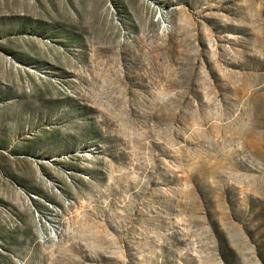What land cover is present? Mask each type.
I'll list each match as a JSON object with an SVG mask.
<instances>
[{
	"label": "rangeland",
	"instance_id": "1",
	"mask_svg": "<svg viewBox=\"0 0 264 264\" xmlns=\"http://www.w3.org/2000/svg\"><path fill=\"white\" fill-rule=\"evenodd\" d=\"M0 264H264V0H0Z\"/></svg>",
	"mask_w": 264,
	"mask_h": 264
}]
</instances>
